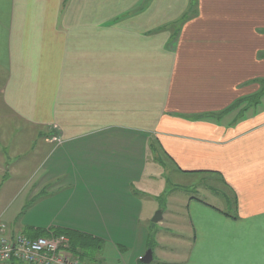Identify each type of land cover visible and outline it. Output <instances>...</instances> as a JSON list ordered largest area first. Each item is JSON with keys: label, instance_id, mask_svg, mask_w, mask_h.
Masks as SVG:
<instances>
[{"label": "crops", "instance_id": "obj_1", "mask_svg": "<svg viewBox=\"0 0 264 264\" xmlns=\"http://www.w3.org/2000/svg\"><path fill=\"white\" fill-rule=\"evenodd\" d=\"M0 145L31 215L3 236L78 225L139 264L152 146L191 190L171 264H264V0H0Z\"/></svg>", "mask_w": 264, "mask_h": 264}, {"label": "rangeland", "instance_id": "obj_2", "mask_svg": "<svg viewBox=\"0 0 264 264\" xmlns=\"http://www.w3.org/2000/svg\"><path fill=\"white\" fill-rule=\"evenodd\" d=\"M3 146L4 145H0V170L2 167L6 168L4 161H7L5 156L2 155L4 150ZM148 153L147 173L145 174L143 180L135 185V191L144 203V211L141 217L142 229H139V225L136 233L139 236V245L143 241V243H145L144 248H147L144 254L148 250L152 251L153 261L151 264H171L177 262L186 251L187 231L185 229L184 213L186 200L190 195L191 190L190 188L188 191L185 189H177L171 180V173L169 171L170 168L166 164L165 160L159 161V159H157L155 169L154 164H151L153 163V160L151 159H153L155 153L152 146H150ZM150 173H152L151 176H149ZM159 174H161V176ZM20 175L28 176V169L26 168L23 173L19 172L12 175L8 174L6 171H0V188L5 184H9L6 183V181L9 180V177L13 176L15 179L14 182H17ZM9 189H11V185L9 186ZM10 201L11 197L9 196V192L2 195L0 190V223L4 222L7 223L8 227H13L29 222L28 218L31 215L28 212L19 213V211H14V208L9 209L8 211L4 208V205L8 204ZM159 211L162 213V219L159 223L154 224L152 223V218L155 213ZM69 216L70 215H61L60 218H63V221L67 224L69 223L70 225L79 224L76 219L69 218ZM81 228V226L77 225L75 227H68V229L60 230H67L87 235L94 239V241H98V243H95L96 247L91 251L92 255L89 257V259L94 263L120 264L119 262H122L123 260L127 263L132 255L136 254L138 249L137 245L130 243L125 247L117 246L116 243L112 244V241L109 238L104 240L97 239V235L93 231H89L87 233L85 231L78 230ZM41 230L43 229H30L26 230L25 232L27 233L25 234L32 237ZM104 232L117 241L114 231ZM117 232L118 231H116V233ZM140 252L141 248L139 253ZM141 258L139 259V264H143L140 262ZM17 263L23 264L20 262Z\"/></svg>", "mask_w": 264, "mask_h": 264}, {"label": "built area", "instance_id": "obj_3", "mask_svg": "<svg viewBox=\"0 0 264 264\" xmlns=\"http://www.w3.org/2000/svg\"><path fill=\"white\" fill-rule=\"evenodd\" d=\"M0 232V264H85L69 252L65 236L31 239L17 235L10 239L2 235L3 229Z\"/></svg>", "mask_w": 264, "mask_h": 264}, {"label": "trees", "instance_id": "obj_4", "mask_svg": "<svg viewBox=\"0 0 264 264\" xmlns=\"http://www.w3.org/2000/svg\"><path fill=\"white\" fill-rule=\"evenodd\" d=\"M60 235L68 238L70 244L69 251L74 257L79 258L82 262L86 264H100L99 262L94 263L92 260L89 259V257L92 255L91 251L96 247L95 243H98V241H94V239L90 238L87 235L60 229H43L32 237L23 234V236H26L31 239H36L39 237L47 238L51 236ZM12 263L18 264L16 261H12Z\"/></svg>", "mask_w": 264, "mask_h": 264}, {"label": "water", "instance_id": "obj_5", "mask_svg": "<svg viewBox=\"0 0 264 264\" xmlns=\"http://www.w3.org/2000/svg\"><path fill=\"white\" fill-rule=\"evenodd\" d=\"M162 219V213L159 211V212H156L154 217L152 218V223L156 224V223H159ZM152 251L151 250H148L144 256L141 258L140 262L143 263V264H150L152 262Z\"/></svg>", "mask_w": 264, "mask_h": 264}]
</instances>
